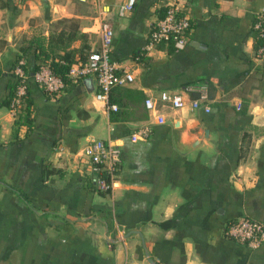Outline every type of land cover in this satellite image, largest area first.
<instances>
[{
	"label": "crops",
	"instance_id": "crops-1",
	"mask_svg": "<svg viewBox=\"0 0 264 264\" xmlns=\"http://www.w3.org/2000/svg\"><path fill=\"white\" fill-rule=\"evenodd\" d=\"M123 1L0 0V264H264V241L252 248L224 234L240 215L264 222V56L252 28L264 0H135L120 15ZM170 1L192 21L188 43L146 50ZM99 5L114 31L110 59L134 72L109 92L117 109L95 98L92 75L47 93L29 49L32 125L15 135L7 99L18 46L80 30L99 48ZM192 83L207 87L209 111L163 106L160 123L144 105ZM143 125L149 134L132 140ZM90 138L120 148L112 190L98 188L80 153Z\"/></svg>",
	"mask_w": 264,
	"mask_h": 264
},
{
	"label": "built area",
	"instance_id": "built-area-1",
	"mask_svg": "<svg viewBox=\"0 0 264 264\" xmlns=\"http://www.w3.org/2000/svg\"><path fill=\"white\" fill-rule=\"evenodd\" d=\"M135 0H124L118 7V13L123 15L132 10ZM108 8L99 5L97 17L99 20V48L91 50L87 59L73 62L67 72L71 81H76L83 76L92 75L96 83L95 98L103 101L109 109H117V105L109 101V92L112 87L124 85L134 80L132 69L120 67L116 61L110 59V49L114 31L111 22L105 15ZM264 5L256 14L254 28L258 29V37H264L262 27ZM192 25L189 15L183 10L179 1L166 3L162 16L153 24L144 48L149 50L161 42H171L175 49L183 48L188 43V32ZM257 57L264 56V43L260 44L256 52ZM25 60L20 58L14 73L18 80L16 91L11 98L9 107L16 111L27 91L28 72ZM35 80L49 94L61 91L66 82L54 73L48 63L39 64L33 74ZM194 92L195 96H189ZM208 92L204 84H188L181 91L161 90L157 97L148 95L144 98L145 107L151 111L157 122H164L163 106L181 108L189 106L190 109L202 108L209 111L207 103ZM150 132L149 125L135 129L130 137L132 140L145 138ZM81 155L88 159L97 171L95 183L101 190H112L118 165L120 163V148L109 139L90 138L81 148ZM225 236L242 242L249 247H257L264 241V222L249 215H240L226 222Z\"/></svg>",
	"mask_w": 264,
	"mask_h": 264
},
{
	"label": "trees",
	"instance_id": "trees-1",
	"mask_svg": "<svg viewBox=\"0 0 264 264\" xmlns=\"http://www.w3.org/2000/svg\"><path fill=\"white\" fill-rule=\"evenodd\" d=\"M255 20L256 16L254 17L252 23L256 54L258 46L264 43V37L257 36L259 34V31L258 29L254 28ZM262 27L264 29V12ZM77 38L81 39L80 46L78 48L71 47V42ZM29 49H33L36 59V62L32 66L31 70L35 71L41 63H48L52 71L61 76L64 82H66V85L71 82V79L67 75L70 65L73 62L87 59L89 53L91 52L87 34L80 30H52L49 32L48 36L38 35L31 38L26 43L20 44L18 46L16 63L20 58L24 57L27 54ZM77 51L80 53V58L78 60L74 58V54ZM24 67L29 74L30 71L25 66V64ZM17 82L18 80L16 79L15 84L11 87L9 97L7 99V104H10L11 98L16 91ZM30 105L31 100L29 98L27 84L26 94L21 100V103L17 106L15 111V118L13 121V133L15 135H17V132L22 124H25L28 128L31 127L32 117Z\"/></svg>",
	"mask_w": 264,
	"mask_h": 264
},
{
	"label": "water",
	"instance_id": "water-1",
	"mask_svg": "<svg viewBox=\"0 0 264 264\" xmlns=\"http://www.w3.org/2000/svg\"><path fill=\"white\" fill-rule=\"evenodd\" d=\"M32 73L34 74V71ZM154 264H156V263H154Z\"/></svg>",
	"mask_w": 264,
	"mask_h": 264
}]
</instances>
